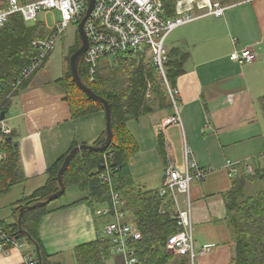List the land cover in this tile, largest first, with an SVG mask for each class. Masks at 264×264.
I'll return each instance as SVG.
<instances>
[{
    "label": "crops",
    "instance_id": "1",
    "mask_svg": "<svg viewBox=\"0 0 264 264\" xmlns=\"http://www.w3.org/2000/svg\"><path fill=\"white\" fill-rule=\"evenodd\" d=\"M226 5L222 16L199 17L174 29L167 39L169 53L186 54L184 69L172 83L179 89L181 124L172 123L163 131L158 128L173 109L166 103L159 105L150 83L145 105H151V112L127 123L138 145L130 169L141 190H160L165 168L184 166L185 143L200 166L211 168L206 179L192 183L189 192L195 255L173 254L167 264L232 263L224 193L232 188L233 179L226 161L264 153V116L259 106L264 97V0H235ZM248 45L257 50L255 61L240 65L230 59L233 50ZM72 46L60 65H48L53 61L49 56L5 109L4 121L19 148L27 180L0 193V223H16L22 199L47 182L49 167L73 145H95L106 132L104 111L73 118L66 93L57 82L70 68L67 54ZM181 200L186 203L187 195H181ZM104 204L93 202L86 191L72 185L48 205L50 212L41 219L39 237L50 260L66 264L65 251L71 255L77 245L106 237L105 226L113 217L97 214ZM126 220L138 227L131 214ZM113 249L112 244L110 258L121 264V256ZM21 262L16 249L0 255V264Z\"/></svg>",
    "mask_w": 264,
    "mask_h": 264
},
{
    "label": "trees",
    "instance_id": "2",
    "mask_svg": "<svg viewBox=\"0 0 264 264\" xmlns=\"http://www.w3.org/2000/svg\"><path fill=\"white\" fill-rule=\"evenodd\" d=\"M7 1L0 0V8L5 6ZM177 1L163 0L165 18L177 14ZM220 1L227 4L235 0ZM50 33V29L43 21L27 22L20 13L12 14L8 22L0 26V113L7 109L10 98L25 88L34 75L22 82L19 87H15L22 69L30 64L36 55L33 41L47 37ZM80 45L81 39L77 32L76 44L71 47L67 56L69 63L71 54ZM185 59L186 54L177 50L170 51L166 75L171 84L183 71ZM79 74L87 86L109 101L113 139L104 151L86 149L77 152L64 172V184L66 188L78 186L88 193V198L93 202L105 203L104 205L111 201L112 187L122 197L123 209L133 216L134 223L142 233V239L136 245L138 264H167L173 254L167 252L166 240L179 230L177 218L170 201H166L160 190H141L135 184L130 160L137 152L138 145L127 126L130 119H137L152 110L151 105H145L148 83L159 98V105L164 106L166 103V106H171L164 78L144 55L133 52L100 59L95 74L90 72L88 64L82 58ZM57 82L66 93L73 118L100 110L105 112L102 102L89 98L77 85L70 68ZM259 106L264 116V97L260 98ZM105 139L106 132H103L95 141V145L102 144ZM75 146L77 144L49 167L47 182L22 199L16 209L17 216L22 207L44 201L59 189L58 171L66 155ZM2 148L8 152V158L0 162V193H5L16 184L27 180V176L22 167L19 148L15 143L5 139ZM105 155L108 156L112 186L100 176L106 169ZM263 181L264 173L242 174L233 178L232 188L224 193L227 207L225 221L232 235L234 249L231 264H264V185L261 184ZM51 202L32 209L26 208L23 211L21 226L18 219L15 224L0 223V226L11 234L27 238L35 251V243H38L42 255L41 260L38 255L40 264H64L50 260V256L43 250L39 237L41 219L50 212L48 205ZM74 254L78 264H107V260L112 256L111 239L101 237L81 243L75 247Z\"/></svg>",
    "mask_w": 264,
    "mask_h": 264
},
{
    "label": "built area",
    "instance_id": "3",
    "mask_svg": "<svg viewBox=\"0 0 264 264\" xmlns=\"http://www.w3.org/2000/svg\"><path fill=\"white\" fill-rule=\"evenodd\" d=\"M227 7L228 5L220 0H178L177 14L165 18L163 0H95L92 14L85 23L89 46L83 59L88 64L90 72L95 74L100 59L104 57L128 52L144 55L145 59L163 76L173 109L172 115L158 125L163 131L172 123L181 124L182 120L179 89L170 83L166 75V63L169 57L167 39L170 33L179 26L202 16H222ZM50 9L58 10L61 18L56 21L47 37L33 41L36 55L32 62L22 69L15 87H19L43 67L68 26L73 21L82 20L88 9V0H8L7 4L0 8V26L5 25L14 13L22 14L27 22H35L40 12ZM256 58L257 50L251 45L241 50L235 49L230 53V59L240 65L252 63ZM10 135H12L11 128L0 119V162L8 158V152L2 148V144ZM183 151L184 166L170 164L165 168L160 194L173 206L179 227V230L166 240L167 252L189 253L194 256L192 202L189 192L192 183L206 179L211 168L200 166L186 143ZM104 165L106 169L100 176L112 186L107 155ZM226 169L232 179L242 174H262L264 153L244 160L228 159ZM183 194L187 195L186 203L181 200ZM104 206L97 209V214L113 217L105 226V236L111 239L113 251L121 256V264H138L136 245L142 239V233L138 227L127 222L128 212L123 209L122 197L112 187L111 201ZM13 249L21 253V264H40L38 254L27 238H20L0 226V255H8Z\"/></svg>",
    "mask_w": 264,
    "mask_h": 264
},
{
    "label": "water",
    "instance_id": "4",
    "mask_svg": "<svg viewBox=\"0 0 264 264\" xmlns=\"http://www.w3.org/2000/svg\"><path fill=\"white\" fill-rule=\"evenodd\" d=\"M95 6V0H88V9L86 11V14L84 15V17L82 18V20L79 22L78 24V33L81 39V45L79 46V48L77 50H75L71 56H70V69L72 71L73 74V79L74 81L77 83V85L83 89V91H85V93L88 95L89 98L94 99V100H98L100 102H102L104 104L105 107V113H106V139L105 141L100 144V145H93V144H80L75 146L65 157L59 171H58V175H57V179L59 182V189L54 192L53 194H51L46 200L44 201H38L32 205L29 206H25L22 207L20 210V214L18 216V224L21 226L22 225V215H23V211L28 208V209H32L35 208L39 205H45L48 204L49 202L55 200L56 198L62 196L65 191H66V186L64 184L63 181V175L65 170L67 169L71 159L76 155L77 152H79L80 150H94V151H104L106 150L113 139V128H112V113H111V105L109 103V101L98 95L97 93H95L89 86H87L84 81L82 80L80 74H79V64L80 61L82 60V58L84 57L85 52L88 49L89 46V40L85 31V23L88 20V18L91 16L92 14V10L94 9ZM6 116V111L3 110L0 113V119L4 120ZM7 140H12L11 136H8L6 138ZM27 236L30 238V236L27 234ZM35 247H36V251L39 255L40 260L42 259V255H41V247L38 243H35Z\"/></svg>",
    "mask_w": 264,
    "mask_h": 264
},
{
    "label": "rangeland",
    "instance_id": "5",
    "mask_svg": "<svg viewBox=\"0 0 264 264\" xmlns=\"http://www.w3.org/2000/svg\"><path fill=\"white\" fill-rule=\"evenodd\" d=\"M198 11L202 12L203 10L198 9ZM60 18H61V15H60V12L58 10L50 9L48 11L40 12L38 14L37 20L38 21H43V22H45L47 24V26L49 28H53L54 25L56 24V21L59 20ZM78 24H79V22L73 21L68 26L67 30L63 34L61 40L59 41V43H58V45H57V47L55 49L54 54L50 55L49 59H51V57H53V61L51 60L50 63H48V65H53V63H54V65H58V64L60 65L61 62L63 61V55L67 52L69 44H72V45L76 44V38H77V32H78ZM68 55L69 54H67V56ZM261 184L264 185V181ZM255 190H257V189L255 188ZM63 255L67 257L66 264H78L74 253L70 255L69 253L66 254V251H65L63 253ZM58 260L59 259H57L56 261H58ZM108 264H115L113 262L112 258L109 259Z\"/></svg>",
    "mask_w": 264,
    "mask_h": 264
}]
</instances>
